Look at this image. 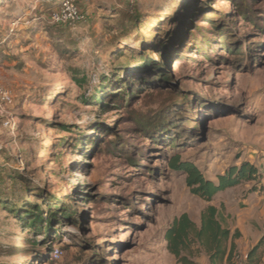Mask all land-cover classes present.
<instances>
[{"label": "rangeland", "instance_id": "374dc122", "mask_svg": "<svg viewBox=\"0 0 264 264\" xmlns=\"http://www.w3.org/2000/svg\"><path fill=\"white\" fill-rule=\"evenodd\" d=\"M59 2L0 0V264H178L174 218L199 224L213 204L232 220L264 186V0H76L84 18L53 25ZM172 156L213 181L242 162L261 179L206 202ZM30 203L63 209L57 238L30 235Z\"/></svg>", "mask_w": 264, "mask_h": 264}, {"label": "trees", "instance_id": "16d2710c", "mask_svg": "<svg viewBox=\"0 0 264 264\" xmlns=\"http://www.w3.org/2000/svg\"><path fill=\"white\" fill-rule=\"evenodd\" d=\"M130 18L131 21H135L132 16ZM136 27L139 26L135 21L134 24L132 23V28L135 29ZM225 48L230 50L229 47ZM95 98L100 103L97 95ZM163 131H167V129ZM154 140L159 142L163 139H160V135L157 137L155 134ZM169 167L174 171L184 173L186 184L191 193L206 202H211L217 192L226 188L237 186L245 181L256 180L259 182L261 179V170L249 162H242L238 166L229 167L224 173L217 175V181L205 178L195 164L181 160L178 156H172L169 160ZM255 190L262 191L264 186L254 185L250 189V191ZM50 206L52 207H50L46 218H43L42 208L33 203H30L28 208L26 207L23 210V217L20 213L18 214L19 208L11 210L16 212L20 218H23L22 220H29L28 227L32 232L30 235L34 232H44L46 238L53 240L58 236L57 231H54L55 222L59 217H63L65 213L62 212V209L59 214L55 203ZM222 211V206L217 208L213 204H208L200 212L199 224L192 221L187 213H182L173 219L165 230L164 239L166 249L175 257L178 264H196L192 251L194 245L204 249L208 256V264H234L237 252L232 239L238 236V232L231 233L230 229L224 224ZM263 242L264 236L249 250L245 258L246 264L256 262L254 256L262 247Z\"/></svg>", "mask_w": 264, "mask_h": 264}, {"label": "crops", "instance_id": "0c3cea01", "mask_svg": "<svg viewBox=\"0 0 264 264\" xmlns=\"http://www.w3.org/2000/svg\"><path fill=\"white\" fill-rule=\"evenodd\" d=\"M236 208V216H232V220L223 211L222 216L231 233L238 232V236L232 239L235 251L246 258L249 250L264 236V190L251 191L238 198ZM254 258L256 262L251 264H264V242Z\"/></svg>", "mask_w": 264, "mask_h": 264}, {"label": "built area", "instance_id": "2783aa9c", "mask_svg": "<svg viewBox=\"0 0 264 264\" xmlns=\"http://www.w3.org/2000/svg\"><path fill=\"white\" fill-rule=\"evenodd\" d=\"M84 14L79 8L76 0H60L58 5L48 15V23L53 25H74L84 18ZM11 104V95L9 91L0 88V113L9 115L6 109ZM2 126L12 129L14 122L10 116L2 119ZM55 256H60V251L55 250ZM236 256L234 264H246L245 260L238 259Z\"/></svg>", "mask_w": 264, "mask_h": 264}]
</instances>
